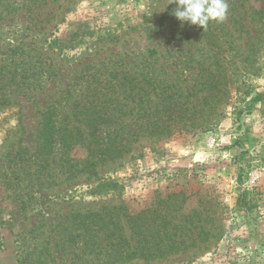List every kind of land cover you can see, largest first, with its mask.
<instances>
[{"label":"rangeland","instance_id":"374dc122","mask_svg":"<svg viewBox=\"0 0 264 264\" xmlns=\"http://www.w3.org/2000/svg\"><path fill=\"white\" fill-rule=\"evenodd\" d=\"M227 2V18L205 30L177 20L172 0H57L38 16L0 21V71L34 63L19 65L30 67L29 87L18 80L0 92V264H97L96 237L77 238L90 244L78 250L70 244L82 233L74 224L113 208L141 213L159 200L175 210L184 249L153 264H264V97L252 102L264 95V0ZM79 24L95 37L71 43ZM128 63L154 70L159 93L173 86L189 119L171 136L141 134L121 158L76 177L81 167L56 164H81L89 150L80 146L54 148L56 162L39 171L48 103ZM109 181L120 188L97 190ZM244 192L247 213L237 206Z\"/></svg>","mask_w":264,"mask_h":264},{"label":"trees","instance_id":"16d2710c","mask_svg":"<svg viewBox=\"0 0 264 264\" xmlns=\"http://www.w3.org/2000/svg\"><path fill=\"white\" fill-rule=\"evenodd\" d=\"M56 2L57 0H0V21L22 13L38 16L37 12H42ZM95 34V30L88 24H79L76 32L70 36V41L83 42L84 39L95 37ZM59 45L63 46V49L68 47L64 41H60ZM18 50L19 48L15 49L16 52H19ZM26 51L29 49L21 51V55ZM30 63L31 66L34 64L32 60L14 61L10 66L3 68L0 71V92L5 86L12 84L21 86L18 80L22 81L23 86L29 87L32 84L30 67L20 70L19 65L27 66ZM218 63H215L217 67ZM44 69L48 78H51V68L45 65ZM113 74L106 79L102 75L99 76L100 81L95 82L97 86L88 85L83 88L78 84L68 87L55 100L48 103L41 122L39 141L42 145L38 149L40 160H37L39 171L51 167L56 162L50 160L54 148L62 147L66 151H71L80 146L89 150V157L85 161L73 166L70 162L56 164V167L61 166L63 169L69 167V171L81 167V170L71 174L72 177H76L80 173L91 171L99 163L121 158L130 144L137 141L141 134L152 137L171 136L175 132L173 127L189 119L185 113L187 108L184 109L186 103L181 102V98L176 97V94L170 93L173 86L159 93V86L164 83L154 70L144 72L133 63ZM50 85L56 86L54 83ZM2 97L0 96V107L7 101ZM262 97L263 94H257L252 102L257 103ZM206 100L207 98H204V101ZM193 117L196 119V115ZM20 174H24V171L18 173ZM28 188L29 184L23 186L24 190H29ZM110 188L119 189L120 184L109 181L100 185L97 190ZM248 197V193L244 192L237 203L238 208L246 213L251 211ZM167 204L168 201L159 200L154 207L137 214H130L123 207L85 215L84 222L74 224L76 227L80 226L82 233L71 235L70 244L78 250L85 244H90L84 242L81 246L77 238L96 237L92 245H96L97 264L135 262L153 264L165 260L184 249V242L178 239L176 233L179 228L175 223V210L167 211L169 207L165 210L161 207ZM55 247L58 249L59 244ZM58 259L52 254L53 261L56 262Z\"/></svg>","mask_w":264,"mask_h":264},{"label":"clouds","instance_id":"9594fccd","mask_svg":"<svg viewBox=\"0 0 264 264\" xmlns=\"http://www.w3.org/2000/svg\"><path fill=\"white\" fill-rule=\"evenodd\" d=\"M173 15L179 21L206 29L210 22L222 23L228 15L227 0H172Z\"/></svg>","mask_w":264,"mask_h":264}]
</instances>
